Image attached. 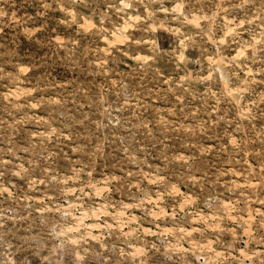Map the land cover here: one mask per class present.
<instances>
[{"label":"rangeland","instance_id":"1","mask_svg":"<svg viewBox=\"0 0 264 264\" xmlns=\"http://www.w3.org/2000/svg\"><path fill=\"white\" fill-rule=\"evenodd\" d=\"M0 264H264V0H0Z\"/></svg>","mask_w":264,"mask_h":264}]
</instances>
